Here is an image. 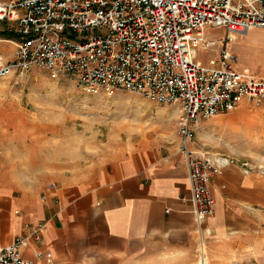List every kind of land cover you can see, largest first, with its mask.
I'll use <instances>...</instances> for the list:
<instances>
[{"label": "crops", "instance_id": "crops-1", "mask_svg": "<svg viewBox=\"0 0 264 264\" xmlns=\"http://www.w3.org/2000/svg\"><path fill=\"white\" fill-rule=\"evenodd\" d=\"M222 30L207 28L205 38L216 45L197 48L198 63L200 51L221 43L208 33ZM228 43L227 37L210 61L224 52L235 57ZM14 51L0 50V56L14 61ZM235 61L230 67L241 72ZM7 134L0 124V245L46 225L42 240L23 250L25 259L47 264L36 256L42 251L52 253L51 264H200L202 254L208 264L245 263L241 251L264 219L258 209L264 182L244 164H231L212 178L215 213L199 224L178 136L175 146L131 149L88 166L83 162L92 158L67 140L57 158L36 162L29 147L20 150ZM197 143L192 146L199 151Z\"/></svg>", "mask_w": 264, "mask_h": 264}, {"label": "built area", "instance_id": "built-area-1", "mask_svg": "<svg viewBox=\"0 0 264 264\" xmlns=\"http://www.w3.org/2000/svg\"><path fill=\"white\" fill-rule=\"evenodd\" d=\"M4 23L20 37L14 61L0 56V79L40 68L91 94L124 89L177 108L194 215L199 224L214 215L212 178L235 160L200 153L192 146L197 130L241 102L264 106V78L233 70L229 52L200 64L197 48L215 45L205 38L209 27L226 28L228 40L264 29V0H0ZM45 227L0 245V264H38L22 252L42 240ZM36 256L52 263V253Z\"/></svg>", "mask_w": 264, "mask_h": 264}, {"label": "rangeland", "instance_id": "rangeland-1", "mask_svg": "<svg viewBox=\"0 0 264 264\" xmlns=\"http://www.w3.org/2000/svg\"><path fill=\"white\" fill-rule=\"evenodd\" d=\"M8 28L7 23L0 26V50L14 55L20 36ZM208 35L219 36L222 43L229 33L222 30ZM221 43L216 50L222 48ZM228 45L236 57L233 66L264 77L263 28L238 35ZM215 49L200 51V62L208 65L213 57H218ZM179 115L177 108L133 91L88 93L76 80L66 76L53 78L45 69L17 71L0 79V124L8 130L7 142L16 141L20 150L29 147L36 162L57 158L65 140L81 146V151L92 158V162H83L88 166L131 149L172 147L177 144ZM208 122L197 130L200 153L246 164L264 182V106L241 102ZM258 209L264 213V203ZM256 229L250 247L241 251L246 258L244 264H264V219H260Z\"/></svg>", "mask_w": 264, "mask_h": 264}, {"label": "bare ground", "instance_id": "bare-ground-1", "mask_svg": "<svg viewBox=\"0 0 264 264\" xmlns=\"http://www.w3.org/2000/svg\"><path fill=\"white\" fill-rule=\"evenodd\" d=\"M237 36H238V35H233V36H232L233 41L237 40V39H236ZM3 40H4V39H3ZM200 264H208L207 259H205V258L202 257V260H201V263H200Z\"/></svg>", "mask_w": 264, "mask_h": 264}, {"label": "trees", "instance_id": "trees-1", "mask_svg": "<svg viewBox=\"0 0 264 264\" xmlns=\"http://www.w3.org/2000/svg\"><path fill=\"white\" fill-rule=\"evenodd\" d=\"M4 36H6L7 35V32H4V33H2Z\"/></svg>", "mask_w": 264, "mask_h": 264}]
</instances>
